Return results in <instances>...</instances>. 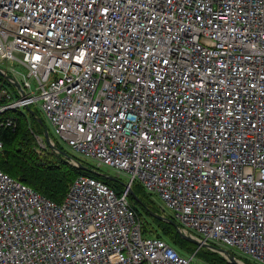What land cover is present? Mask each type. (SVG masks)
Segmentation results:
<instances>
[{"label":"built area","instance_id":"1","mask_svg":"<svg viewBox=\"0 0 264 264\" xmlns=\"http://www.w3.org/2000/svg\"><path fill=\"white\" fill-rule=\"evenodd\" d=\"M0 65V115L37 107L53 145L123 185L79 176L59 204L0 170V264H193L142 234L135 185L264 264V0H0Z\"/></svg>","mask_w":264,"mask_h":264},{"label":"trees","instance_id":"2","mask_svg":"<svg viewBox=\"0 0 264 264\" xmlns=\"http://www.w3.org/2000/svg\"><path fill=\"white\" fill-rule=\"evenodd\" d=\"M0 81L3 87L9 86L6 78L0 76ZM5 118H12L16 125L15 128H0L1 171L22 181L43 197L59 204L64 201L70 184L79 176L98 179L111 187L116 194L122 192L123 185L119 179L109 180L105 171L97 170L91 162L77 159L72 153H66L61 148L63 145L58 142H55L54 149L49 147L41 153L36 152V141L33 133L42 136L46 128L43 117L41 118L34 108H26L22 111H6L0 115V120ZM39 120H42L43 125L40 124ZM61 151L65 152L69 158L63 156ZM71 158L77 160L79 166L71 165L69 163ZM99 172H104L106 175ZM134 187H138L146 199L145 201L141 200L143 201L141 203L130 194L128 195L129 206L143 222L142 234L144 236L165 240L181 256L192 255L196 252L195 258L203 255V258H200L205 259L209 264H231L223 255L208 248H204L205 250L198 249L196 244L182 238L177 231V225L153 217L151 213L158 215H165V213L155 205L151 196L145 193L139 185ZM144 217L150 220L152 224L148 225L147 222H144L146 221ZM167 217L176 222L172 216ZM152 225L156 229H153ZM230 254L235 255L232 252Z\"/></svg>","mask_w":264,"mask_h":264},{"label":"rangeland","instance_id":"3","mask_svg":"<svg viewBox=\"0 0 264 264\" xmlns=\"http://www.w3.org/2000/svg\"><path fill=\"white\" fill-rule=\"evenodd\" d=\"M1 66V65H0ZM2 67L4 68V69H6V70H12V69H14L15 71H14V73H16V75H17V78L18 79H20L21 78V75H26L27 73H28V70L24 67V66H22V65H20L19 63H17V62H11V61H4L3 62V64H2ZM0 83H1V81H0ZM32 88H33V90H35V88H36V86H35V84H33L32 85ZM34 110H36V112L41 116V118H42V116L43 115H41V113H40V111H39V109L37 108V107H35L34 108ZM43 120H44V124H45V128L46 129H48V130H50V126H49V124H48V121L46 120L45 121V119H44V117H43ZM45 131V130H44ZM51 134V133H50ZM51 136H53L52 134H51ZM63 146H61V148L66 152V153H69V154H71V152L66 148V146L64 145V144H62ZM75 155V154H74ZM76 156V158L77 159H80V160H83V158H81L80 156H77V155H75ZM74 156V157H75ZM72 159V158H71ZM85 161V160H84ZM89 162V161H88ZM71 164V163H70ZM71 165H73V164H71ZM74 166V165H73ZM75 167H77V166H75ZM107 171L109 172V175H111L112 177H114L115 176V172L113 171V170H111V169H107ZM130 195L136 200H138V201H141V200H143V201H145L146 199H145V196L143 195V193H142V191L138 188V187H134L133 189H132V191L130 192ZM151 200L155 203V205H157L160 209H161V205H163L164 206V204L159 200V198H157V197H155V196H153V197H151ZM143 201H141V203L143 202ZM167 211V213H169V210H166ZM164 216V215H163ZM165 217H167V216H165ZM145 218V217H144ZM169 218V217H168ZM170 219V218H169ZM145 220L146 221H144V222H147V224L148 225H151L152 224V222L150 221V220H148L147 218H145ZM172 220V219H171ZM152 228L153 229H156V227L154 226V225H152ZM197 246V245H196ZM197 248L198 249H201L200 247H198L197 246ZM203 250H205L204 248H202ZM207 250V249H206ZM213 251V250H212ZM195 253L196 252H194L192 255H195ZM186 256H191L190 254H185ZM221 255V254H220ZM240 256H243V255H241V254H239ZM200 257H202L203 258V255H199V257H194V259L192 260V263L193 264H209L205 259H202V258H200ZM241 260H243L246 264H253V263H251L247 258H245V257H242L241 258Z\"/></svg>","mask_w":264,"mask_h":264},{"label":"water","instance_id":"4","mask_svg":"<svg viewBox=\"0 0 264 264\" xmlns=\"http://www.w3.org/2000/svg\"><path fill=\"white\" fill-rule=\"evenodd\" d=\"M0 76H2V77H4V78H6L7 80H9L8 75L5 74V73L3 72V70H2L1 67H0ZM39 122H40V124L43 125L42 120H39ZM43 136H44L45 141H46L47 144L49 145V147H50L51 149H54V148H55V145H53V144L51 143V141H50V137H49V133H48V131H47L46 129H45V131H44ZM61 154H62L63 156H65V157H68V155H67L65 152H63V151H61ZM68 158H69V157H68ZM77 164H78V166H79V162H77ZM108 178H109V180H115V179H116L115 177H112V176H110V175H108ZM151 214H152L153 217H155V218H157V219H159V220H161V221H166V222L173 223V224L177 225L176 222H174L173 220L169 219L168 217H165V216H163V215L153 214V213H151ZM177 229H178V228H177ZM177 231H178V233L181 235V237L184 238L185 240H187V241H189V242H192V243L196 244L198 247H201V248H208V249H210V250H213L214 252H217V253L223 255V256L228 260V262L231 263V264H244L243 261H241L240 259H238L236 256L231 255V254H230L227 250H225V249L217 248V247H215V246H213V245H210V244H207V243H202V242H200L199 240L195 239V238L192 237V236H187V235H185V234H182V233L179 231V229H178Z\"/></svg>","mask_w":264,"mask_h":264},{"label":"snow or ice","instance_id":"5","mask_svg":"<svg viewBox=\"0 0 264 264\" xmlns=\"http://www.w3.org/2000/svg\"><path fill=\"white\" fill-rule=\"evenodd\" d=\"M170 2H171V0H169V3H170ZM110 7H111V6H104L103 9H102L103 12H104V13H108L109 10H110ZM105 18L107 19V16H105ZM148 22H150V23L152 22L151 17L148 18ZM141 27H143V26L141 25ZM165 63H167V61H165ZM93 111H96V109H93ZM169 111H170V109H169ZM229 115H231V113H229ZM169 127H170V126H169ZM193 139H195V138H193ZM189 163H191V161H189Z\"/></svg>","mask_w":264,"mask_h":264},{"label":"bare ground","instance_id":"6","mask_svg":"<svg viewBox=\"0 0 264 264\" xmlns=\"http://www.w3.org/2000/svg\"><path fill=\"white\" fill-rule=\"evenodd\" d=\"M47 131H48V133H50V130H48V129H46ZM228 251V250H227ZM229 253L231 252V251H228ZM233 253V252H232ZM233 256H236V254L235 255H233Z\"/></svg>","mask_w":264,"mask_h":264},{"label":"clouds","instance_id":"7","mask_svg":"<svg viewBox=\"0 0 264 264\" xmlns=\"http://www.w3.org/2000/svg\"><path fill=\"white\" fill-rule=\"evenodd\" d=\"M77 161V160H76ZM78 162V161H77ZM111 176V175H110Z\"/></svg>","mask_w":264,"mask_h":264}]
</instances>
